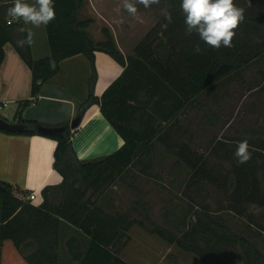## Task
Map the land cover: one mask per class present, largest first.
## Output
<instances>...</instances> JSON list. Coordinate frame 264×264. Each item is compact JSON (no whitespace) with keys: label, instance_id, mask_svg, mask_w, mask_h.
<instances>
[{"label":"trees","instance_id":"16d2710c","mask_svg":"<svg viewBox=\"0 0 264 264\" xmlns=\"http://www.w3.org/2000/svg\"><path fill=\"white\" fill-rule=\"evenodd\" d=\"M233 2L244 9L245 19L235 30L233 47L219 49L206 45L196 33L185 34L181 0H160L149 8L136 4L137 13H161V21L135 47L132 56L124 57L108 29L101 30V42L90 38L87 29L93 21L78 18L84 0H53L56 18L44 26L49 56L34 61L29 45H17L26 33L18 31L24 27L21 20L12 21L8 15L13 0H0V67L4 46L9 43L31 73L30 100L19 103L15 116L20 117L42 86L60 73L63 61L82 56L90 70L88 92L85 100L76 104L75 118L81 123L86 111L97 106L102 118L123 141L122 147L110 156L81 162L71 144L78 127L61 135L42 136L56 144L52 167L62 183L44 188L37 208L22 202L11 186L0 183V264H127L117 255V245L126 239L125 217L100 214L93 209L95 202H87L88 210L81 187L87 184L92 193H97L135 164L147 175L154 143L185 110L196 105L205 91L244 69L253 68L264 75V0ZM166 12L172 15L171 24L165 19ZM197 44L199 53L194 52ZM96 52L107 55L122 69L100 98L93 93ZM50 60L55 61L54 69ZM18 125L25 130L0 132L39 136L36 129L40 125L36 122L19 120ZM261 132L264 134V128ZM189 191L201 205L208 200L199 180L189 185ZM202 219V225L218 240L235 241L249 264H264V256L247 240L228 238L224 226L210 220L208 212L202 214ZM154 235L163 237L161 230ZM176 245L207 263L204 252L196 246L179 241Z\"/></svg>","mask_w":264,"mask_h":264},{"label":"rangeland","instance_id":"374dc122","mask_svg":"<svg viewBox=\"0 0 264 264\" xmlns=\"http://www.w3.org/2000/svg\"><path fill=\"white\" fill-rule=\"evenodd\" d=\"M86 6L97 25L105 21L114 29L129 56L162 16L151 11L132 16L123 0H87ZM104 28L96 26L101 37ZM92 35L97 39L96 30ZM262 128L264 75L244 69L205 91L161 133L147 175L135 164L97 193L83 184V202L88 210L87 202H95L100 214L125 217L126 239L117 245V255L127 264H249L235 241H220L202 225V214L208 212L210 220L224 226L228 238L242 237L264 256ZM245 139L254 151L240 164L234 152ZM196 180L208 198L203 205L189 191ZM158 230L162 238L154 235ZM176 241L196 246L207 263Z\"/></svg>","mask_w":264,"mask_h":264},{"label":"crops","instance_id":"0c3cea01","mask_svg":"<svg viewBox=\"0 0 264 264\" xmlns=\"http://www.w3.org/2000/svg\"><path fill=\"white\" fill-rule=\"evenodd\" d=\"M29 4L35 0H24ZM87 0L81 8L78 18L90 19L92 25L87 29L90 38L101 42L102 24L112 30L111 35L120 53L127 57V50L121 46L114 35V29L105 21L99 25L88 15ZM139 14V13H137ZM33 33V43L29 46L32 60L49 56L44 25L35 28L25 25ZM97 33V39L92 31ZM124 30L127 32V27ZM96 82L93 93L100 98L105 89L121 74L122 69L107 55L94 53ZM90 70L88 62L82 56L65 60L60 64V73L40 89L38 96L26 106L20 117L15 113L19 103L30 100L31 73L11 44L4 46V60L0 67V120L10 125H18L19 120L36 122L42 127L58 128L69 125L75 118L76 104L85 100L88 92ZM10 110L6 112V109ZM11 120V121H9ZM72 149L81 162L102 160L119 150L123 141L102 118L97 106L90 107L71 138ZM55 142L42 136L7 135L0 132V183L11 186L22 202H28L30 194L36 195L35 202H28L37 208L42 203L41 191L46 187H57L62 183L61 176L54 171L53 152ZM54 202V201H53ZM56 204V202H54Z\"/></svg>","mask_w":264,"mask_h":264},{"label":"clouds","instance_id":"9594fccd","mask_svg":"<svg viewBox=\"0 0 264 264\" xmlns=\"http://www.w3.org/2000/svg\"><path fill=\"white\" fill-rule=\"evenodd\" d=\"M160 0H123L124 9L132 16H136V4L149 8L158 5ZM181 11L184 15L185 34L196 33L201 41L211 48L233 47L236 29L244 21V9L237 7L233 0H181ZM8 15L16 20H22L25 25L39 28L47 26L55 20L56 12L53 0H35L29 4L24 0H13V6L8 9ZM166 21L173 22L170 12L165 13ZM123 23V20L120 21ZM21 33H26L24 39L18 40L17 45L24 47L32 45L34 33L30 28L20 27ZM194 52H201L199 44L195 45ZM50 67L55 68V61H49ZM252 151L247 139L238 141L234 156L240 164L247 163L252 158Z\"/></svg>","mask_w":264,"mask_h":264},{"label":"water","instance_id":"95a60500","mask_svg":"<svg viewBox=\"0 0 264 264\" xmlns=\"http://www.w3.org/2000/svg\"><path fill=\"white\" fill-rule=\"evenodd\" d=\"M80 125V119L74 118L67 127H58V128H46L38 127L36 129V134L39 136H52V135H61L64 134L68 129L73 130ZM0 130L4 132H21L25 130V127L22 125H10L6 122L0 120Z\"/></svg>","mask_w":264,"mask_h":264},{"label":"built area","instance_id":"2783aa9c","mask_svg":"<svg viewBox=\"0 0 264 264\" xmlns=\"http://www.w3.org/2000/svg\"><path fill=\"white\" fill-rule=\"evenodd\" d=\"M12 21H17L16 19L14 18H11ZM9 24V23H8ZM27 201L32 203V202H35L36 201V195L35 194H30L28 197H27Z\"/></svg>","mask_w":264,"mask_h":264}]
</instances>
